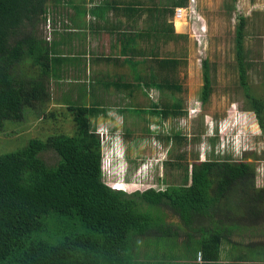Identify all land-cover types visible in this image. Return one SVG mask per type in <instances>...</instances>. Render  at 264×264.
Wrapping results in <instances>:
<instances>
[{
  "label": "trees",
  "instance_id": "obj_1",
  "mask_svg": "<svg viewBox=\"0 0 264 264\" xmlns=\"http://www.w3.org/2000/svg\"><path fill=\"white\" fill-rule=\"evenodd\" d=\"M120 3L123 0L112 1L114 8ZM185 5V1H175L173 7ZM68 7L76 14L69 15ZM131 7L129 4L125 10L137 15L144 11ZM82 13L74 0H0V130L10 122H22L27 111L48 103L53 90L49 84L62 82L67 70L83 76L89 62L109 60L97 53L84 56L77 48L81 37L76 36L82 34V25L75 18ZM60 16L65 18L60 19L63 24L59 27ZM47 23L51 26V30L47 28L49 36L43 33ZM95 25L97 35L104 36L105 26ZM245 27L246 19L240 17L235 28L238 84L247 110L253 113L264 137V94L253 92L248 83ZM118 35L122 37L118 39L119 52L133 73L131 81L158 87L156 80L139 75L140 64L168 71H174L178 64L186 66L176 51L157 58L161 40L186 41V36L174 33L172 23L166 28L142 26L135 33ZM181 51L185 55L186 49ZM202 67L201 101L205 103L210 95L207 60ZM127 79L122 77V84ZM163 81L169 80L166 77ZM70 93L65 98L70 97L73 133L51 134L44 140L33 138L17 151L0 154V264H127L131 251L138 248L135 237H143L151 230L160 235L164 230L169 233L166 225H170V218L190 229H204L211 224L217 227L222 220L230 219L233 208L243 207V214L233 220L235 224L264 222V186H255L256 171L249 162H201L191 172L190 185L186 182L132 192L113 188L104 180L102 166V147L110 141L105 143L104 137L92 129L91 109L72 103ZM147 109L142 110L158 116V124L170 115L183 113L177 107L160 109L157 103ZM61 113L50 111L47 116L56 119ZM163 135L154 136L168 139ZM51 151L58 157L54 165L47 164L41 156ZM170 164L181 168L179 161ZM220 240L216 232L202 240L206 261L216 257L213 253Z\"/></svg>",
  "mask_w": 264,
  "mask_h": 264
},
{
  "label": "rangeland",
  "instance_id": "obj_2",
  "mask_svg": "<svg viewBox=\"0 0 264 264\" xmlns=\"http://www.w3.org/2000/svg\"><path fill=\"white\" fill-rule=\"evenodd\" d=\"M175 1L186 2V5L181 7L179 20L176 17L179 7L174 8L170 17L169 10ZM144 3L145 5L136 7L142 9L150 7L149 5H158L155 7L154 16L157 21L163 22V24L158 22V26L163 25L166 28L171 22L175 34L186 36V41L181 38L161 40L157 45L159 53L157 58L167 57V53L176 51L177 58L185 60L186 66L178 64L174 71H168L156 65L140 64L137 67L139 75L156 80L159 88L151 86L150 83L134 81L130 88L131 99L135 101L137 108L147 109L153 103H157L160 109L166 107L170 110L177 107L183 110V113L177 116L170 115L160 120L161 124H158L159 117L150 111L136 112L137 108L128 109L124 112L128 117L124 119L125 121H120V127L117 129L109 119L115 118L118 114L110 108L104 110L107 111L105 113L100 106L110 107L116 104L113 107H120L122 105L120 95L110 93L119 92L124 97L127 96L128 90L117 89L114 83L105 81V84L99 87L98 78L126 75L130 72L127 67L116 70L114 65H96L95 71L92 73L86 71L83 76L69 69L64 73L66 78L62 82L59 80L57 83L49 84V88L53 87V90L48 103L35 111H27L22 122L4 125L0 130V154L17 151L33 138L44 140L45 136L51 134L73 133V115L68 110L70 97L65 98L71 92L72 103L86 105L91 109L90 121L96 133L106 138L110 137V132H114L116 134L114 137L121 141L122 145H118V152L120 148L122 151L118 155L116 149L112 148V143L104 144L102 147L104 180L107 184L113 185V188L132 192L147 188L164 189L166 185H183L188 183L191 171L199 168L198 162L215 164L218 159L251 163L256 171L255 186L263 187L264 137L253 113L247 110L244 95L238 84L235 28L240 17L246 19L244 52L248 83L253 92L262 96L264 0H147V4L145 0ZM66 11L70 15L73 10L68 7ZM140 13L143 14L144 11ZM63 16H60L57 23L59 27L63 24V20L60 22V19L65 18ZM153 22L142 21L137 29ZM41 26L42 24L38 26L39 29ZM44 28L43 33L49 36L47 28L51 30L50 23ZM81 36L83 33L76 37ZM116 39L117 37L112 35L105 40L99 39V36L91 40L98 51L106 52L112 57L119 55L112 49L113 45L118 44ZM76 46L81 49L80 44ZM182 49H186L185 55ZM204 60L208 63L210 95L207 101L202 103ZM166 77L170 82L164 83L163 79ZM86 80L88 82L85 83ZM84 84L91 92L83 98ZM98 89L105 95H98ZM125 105L130 107L129 103ZM50 111L56 115L61 111L62 116L59 114L56 119L49 118L47 115ZM156 134L167 135L168 139H157L154 136ZM41 156L49 165H54L58 160L52 151ZM120 158L126 160L115 162ZM164 161L168 162L162 164ZM172 161L174 163L179 161L181 168L171 165ZM112 163L118 164L110 165ZM235 208L230 211V219L222 220L225 225L235 224L233 220L243 214L241 213L243 207L237 210ZM160 241V236L157 240L148 241V248L159 246ZM142 242L138 241L136 246Z\"/></svg>",
  "mask_w": 264,
  "mask_h": 264
},
{
  "label": "crops",
  "instance_id": "obj_3",
  "mask_svg": "<svg viewBox=\"0 0 264 264\" xmlns=\"http://www.w3.org/2000/svg\"><path fill=\"white\" fill-rule=\"evenodd\" d=\"M112 1L113 0H99L98 2L96 0H74L75 4H79L81 6V11L84 12L81 16L75 18L76 21L82 25V27H80L83 36H81V40L77 43L80 44L82 50L81 53L84 56H86V54L97 53L109 58V60L104 58V61H99L97 64L89 62L86 71L92 73L96 70V65L100 66L108 64L114 65L116 70H121L125 66L130 71L128 74L126 73V75L119 74L115 75L116 77L112 75L114 77L98 78V86L103 85V83L105 84V82H111L115 84L117 89L128 90L127 96L124 95V97L119 92L110 93L111 95H120V101L122 104L120 107H113L116 106V104L110 105V107L103 105L100 106V109L103 111L107 110V108L115 110L118 115L109 120L113 121L110 123H114L116 125L115 128L119 129L120 121H125L124 119L128 117L124 112L128 109H136L137 104L131 99L132 92L130 88L133 86L134 81H131L130 77L131 75L133 76V73L131 72L129 65L126 62H123L125 58L121 57L119 52L120 44L118 39L122 37H120L118 33L125 32V35L135 33L137 31V26L142 21L146 23L154 21V24L152 23L151 25H148L151 28L154 27L155 24L158 25V22L161 24H163V22L160 20L157 21L154 16L155 7H158V5H149L150 7L146 8L142 7L144 13L142 12L143 14L140 13L137 15L135 12L126 11V6L131 4V8L135 9L137 5H139V7L145 5V0H123V3L117 5L116 8L113 7ZM173 5L174 3L169 10L171 13L170 17L173 15ZM71 14L74 15L76 13L73 10ZM168 22L169 20H167V23ZM96 23H101L106 28L105 35L102 37L99 36V39L105 40L112 35L117 37L116 40L118 44L113 45L112 49L115 53L118 52L119 55L114 54L115 56L111 57L110 55H107L106 52L98 51L97 47L95 48V44L91 39L98 36V33L96 32ZM168 24H171V22ZM112 27H115V30ZM109 30L114 32L109 33ZM122 77L128 78L126 84H122ZM86 82L88 81L86 80L85 83ZM87 88L88 86L85 84L82 86V90H84L83 98L87 97L91 92V89ZM97 93L98 95H105L104 92L99 89ZM128 103L130 107H126L125 104ZM132 105L135 107H131ZM139 110L144 111L141 107ZM104 112L107 113V111ZM144 144H146V142H144ZM200 163L201 162H198L197 164ZM187 184H191V176H189ZM167 221H169L168 223L170 224L166 225L167 228L170 229L169 233L164 230V233L160 235L156 230H151L143 235V237L136 239V243L138 241L143 242L138 244L136 250L133 249L131 251L132 255L127 258V264H264V222L251 224L247 222H239L236 224L227 223V225H225V222L223 221L222 223H219L217 227H215L214 224L204 227L205 224L202 223L204 229L200 227L190 229L185 227L184 224L178 223V219L174 220L170 218ZM214 232L220 234L221 240L217 252L213 253L216 257L210 261H206V254L202 252L201 243L202 240L207 237L208 233L209 235H212ZM159 236H161L159 246L148 248V241L157 240V237Z\"/></svg>",
  "mask_w": 264,
  "mask_h": 264
},
{
  "label": "clouds",
  "instance_id": "obj_4",
  "mask_svg": "<svg viewBox=\"0 0 264 264\" xmlns=\"http://www.w3.org/2000/svg\"><path fill=\"white\" fill-rule=\"evenodd\" d=\"M179 8H181V7H179ZM105 133V132H104ZM104 133L102 134V135H104ZM100 135V134H99ZM101 136V135H100ZM111 137H113L112 139H111ZM110 138V139H109ZM109 139V144H111L112 143V148L114 147L115 149H116V151H117V155L118 154H120L121 153V151H122V148H120L119 150H120V152H118V148H119V146L118 145H122L121 144V141L118 139V137L116 138V137H114V136H111L110 135V137L109 136H106V138L104 137V140H105V143H106V140H108ZM108 144V145H109ZM114 144V145H113ZM123 154H124V151H123ZM126 160V158H120V159H118V160H116L115 162H122V161H125ZM118 163H112V164H110V165H117ZM116 181L117 182H119V180L118 179H116ZM116 189V188H115ZM120 190V189H119ZM123 190V189H122Z\"/></svg>",
  "mask_w": 264,
  "mask_h": 264
},
{
  "label": "built area",
  "instance_id": "obj_5",
  "mask_svg": "<svg viewBox=\"0 0 264 264\" xmlns=\"http://www.w3.org/2000/svg\"><path fill=\"white\" fill-rule=\"evenodd\" d=\"M181 12V8H178L176 11V17L180 18V13Z\"/></svg>",
  "mask_w": 264,
  "mask_h": 264
},
{
  "label": "bare ground",
  "instance_id": "obj_6",
  "mask_svg": "<svg viewBox=\"0 0 264 264\" xmlns=\"http://www.w3.org/2000/svg\"><path fill=\"white\" fill-rule=\"evenodd\" d=\"M178 18V17H177ZM179 20V19H178Z\"/></svg>",
  "mask_w": 264,
  "mask_h": 264
}]
</instances>
